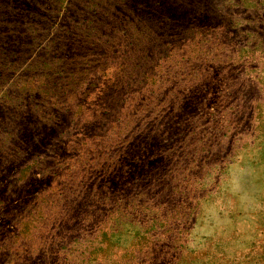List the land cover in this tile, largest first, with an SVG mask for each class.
<instances>
[{
  "label": "rangeland",
  "instance_id": "rangeland-1",
  "mask_svg": "<svg viewBox=\"0 0 264 264\" xmlns=\"http://www.w3.org/2000/svg\"><path fill=\"white\" fill-rule=\"evenodd\" d=\"M0 264H264V10L0 0Z\"/></svg>",
  "mask_w": 264,
  "mask_h": 264
},
{
  "label": "crops",
  "instance_id": "crops-1",
  "mask_svg": "<svg viewBox=\"0 0 264 264\" xmlns=\"http://www.w3.org/2000/svg\"><path fill=\"white\" fill-rule=\"evenodd\" d=\"M251 5L255 8H262L264 10V0H251Z\"/></svg>",
  "mask_w": 264,
  "mask_h": 264
}]
</instances>
